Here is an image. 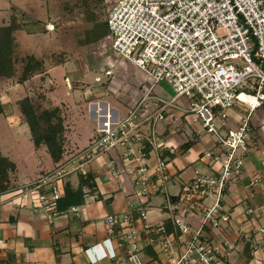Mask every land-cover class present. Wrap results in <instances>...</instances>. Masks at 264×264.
Wrapping results in <instances>:
<instances>
[{
    "label": "built area",
    "instance_id": "2783aa9c",
    "mask_svg": "<svg viewBox=\"0 0 264 264\" xmlns=\"http://www.w3.org/2000/svg\"><path fill=\"white\" fill-rule=\"evenodd\" d=\"M105 2L108 34L94 48L107 50L116 61L144 74L138 96L122 118L109 112L98 115L94 136L85 147L21 191L32 196L33 211L56 216L61 213L57 203L66 178L85 175L87 164L107 157L111 178H129V206L137 212L135 219L129 214L103 219L117 248L127 256L150 248L162 264H217L222 247L208 240L205 229L219 230L230 220L221 212L220 201L249 153V117L264 107V0ZM45 29L53 31V25ZM108 66L111 69L103 74L112 76L113 65ZM161 83L172 89L171 97L154 93ZM177 98L185 105L177 104ZM236 104L244 106L245 115L235 129L224 132L228 111ZM171 110L190 116L192 124L214 137V149L204 156L218 164V173L196 175L181 188L180 202L166 207L168 219L149 224L139 201L155 195L169 176L163 160L153 167L145 163V145L154 144L144 128L163 121ZM206 200L210 204L205 206ZM67 210L77 216L79 207ZM196 210H201L200 216L193 222L190 217ZM223 247L231 249L227 243Z\"/></svg>",
    "mask_w": 264,
    "mask_h": 264
},
{
    "label": "crops",
    "instance_id": "0c3cea01",
    "mask_svg": "<svg viewBox=\"0 0 264 264\" xmlns=\"http://www.w3.org/2000/svg\"><path fill=\"white\" fill-rule=\"evenodd\" d=\"M9 8L7 15L1 9L0 17L8 18L12 14ZM21 14L16 19L21 27L12 35L14 50L41 61L42 71L22 83H15L16 88L8 86L14 77L0 78L3 109L0 128L27 127L16 106L9 104L11 94L39 98L47 108L60 110L64 129L62 157L66 158L85 147L94 136L98 115L109 112L115 118H122L127 113L145 76L133 66L116 61L107 50L73 47L58 38V34L29 31L22 20L26 13ZM7 25L5 22L0 27ZM110 63L113 75L105 76L103 70L109 69ZM154 93L173 95L163 85L157 86ZM176 103L184 106L185 100L177 98ZM244 115V106L236 104L228 111L227 127L223 131L235 129ZM249 124V153L220 201L221 212L229 215L230 220L219 230L205 229L208 240L222 247L217 264H264V107L251 113ZM144 134L154 145H160L159 149L145 145V163L153 167L158 160H163L169 176L155 195L139 201L147 212L146 221L156 224L168 219L166 207L180 202L181 188L186 183L199 174L218 173V164L204 156L214 149L215 140L199 125L192 124L190 116L175 110L167 112L165 119L154 126H145ZM186 144L188 147L184 148ZM42 147L34 148L32 156L21 161L15 152L9 149L6 153L0 145L1 155L15 164V171L10 174V188L0 194V264H162L150 248L142 247L127 256L109 240L103 219L107 215L124 214L135 219L137 212L129 206L128 197L133 193L129 178L125 175L117 180L111 178L107 157L87 164L83 168L85 175L72 173L66 178L75 189L79 176L93 177L94 188L83 189L84 201L78 206L77 216L67 209L56 216L41 209L33 211L32 196L21 191L23 185L57 165L45 147L48 160L40 154L38 150ZM209 204V200L203 203ZM200 211L196 210L190 217L193 222L198 220ZM165 223L167 226L169 221ZM224 243L231 249L223 247Z\"/></svg>",
    "mask_w": 264,
    "mask_h": 264
},
{
    "label": "rangeland",
    "instance_id": "374dc122",
    "mask_svg": "<svg viewBox=\"0 0 264 264\" xmlns=\"http://www.w3.org/2000/svg\"><path fill=\"white\" fill-rule=\"evenodd\" d=\"M8 8L12 14L9 17L7 16L8 18L0 17V25L5 22L9 24L10 16L12 15L16 19L20 18L23 16L22 14L20 15V12L24 11L26 14H24V19L22 20L25 21L24 26L29 31L37 29L39 33L45 35L49 33L58 34V38L61 37V39L66 40L71 46L89 48L90 51L97 43L96 40L100 33L106 30L105 19L108 4L105 0H0V10L3 9L4 15L8 14ZM41 24L44 26H39ZM46 24H52L53 31H47L45 29ZM82 51V53H86V51ZM95 53L94 51L92 54ZM20 54L16 49L14 50L13 57L17 60L14 64L16 73L14 79L9 81V87H15V83H17V79L22 72L23 60L29 57L27 53L25 55ZM73 58H77V56H73ZM159 85L165 86L169 94L173 93L172 89L165 83ZM23 98L28 97H23L22 94L20 96L11 94L10 106H16L18 109L17 102ZM28 99L36 111L52 109L43 105V101L39 98L33 96ZM0 127H3V125H0ZM0 145L6 153H8L6 150L9 149L12 150V153L15 152L21 161L26 160L27 156L35 152V147L26 126L23 129L22 127L19 129L0 128ZM42 149L44 150V147ZM42 149L38 151L48 160L49 157L45 150L43 151Z\"/></svg>",
    "mask_w": 264,
    "mask_h": 264
},
{
    "label": "trees",
    "instance_id": "16d2710c",
    "mask_svg": "<svg viewBox=\"0 0 264 264\" xmlns=\"http://www.w3.org/2000/svg\"><path fill=\"white\" fill-rule=\"evenodd\" d=\"M15 16H10L9 24L0 27V78L10 79L15 77L14 64L17 60L14 56L13 33L20 29ZM106 27V24H105ZM108 30L100 33L96 42L104 38ZM42 71V62L29 56L23 60L22 72L17 79L22 83ZM18 111L22 121L27 125L31 141L35 148L44 146L47 154L54 163H59L62 157L63 126L62 117L58 108L36 111L28 98H23L17 102ZM3 113L0 104V115ZM188 144L184 146L187 148ZM15 171V164L0 153V194L6 193L10 188V174ZM93 189V177L86 175L85 178L79 176L78 185L75 189L69 183L64 184L63 196L57 203L59 212L72 206L83 204V189ZM167 227H170L168 223Z\"/></svg>",
    "mask_w": 264,
    "mask_h": 264
}]
</instances>
